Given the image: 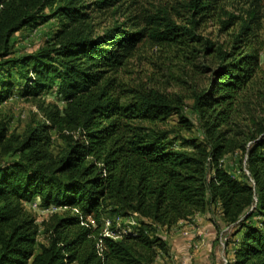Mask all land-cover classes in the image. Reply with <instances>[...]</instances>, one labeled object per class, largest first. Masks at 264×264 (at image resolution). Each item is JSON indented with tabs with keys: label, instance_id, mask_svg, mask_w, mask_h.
I'll use <instances>...</instances> for the list:
<instances>
[{
	"label": "trees",
	"instance_id": "16d2710c",
	"mask_svg": "<svg viewBox=\"0 0 264 264\" xmlns=\"http://www.w3.org/2000/svg\"><path fill=\"white\" fill-rule=\"evenodd\" d=\"M220 1L184 0L179 24L166 8L141 9L139 0H0V106L17 92L36 109L23 136L0 122V264H155L167 254L158 230L211 208L234 228L226 264H264L261 56L245 21L228 45L202 42L197 30L207 20L233 25ZM105 11L125 21L100 29L95 15ZM52 20L51 39L16 56L13 36ZM145 41L181 47L185 60L209 55L192 97L201 140L181 134L194 128L181 96L122 79ZM54 139L64 144L57 155ZM236 152L241 178L222 163ZM35 199L54 208L40 223L25 207ZM130 216L140 220L127 234L109 221Z\"/></svg>",
	"mask_w": 264,
	"mask_h": 264
},
{
	"label": "rangeland",
	"instance_id": "374dc122",
	"mask_svg": "<svg viewBox=\"0 0 264 264\" xmlns=\"http://www.w3.org/2000/svg\"><path fill=\"white\" fill-rule=\"evenodd\" d=\"M184 0H139L140 8L153 11L155 8H166L173 16V19L184 24V18L178 13L187 17L182 11L180 3ZM256 0H222L219 6L223 11L233 15V25L223 29L218 18L208 20L201 24L197 30V35L202 42L210 40L216 46H225L231 41L232 36L238 31L245 21L250 27L247 34L250 36L248 43L256 48L261 56L260 81L264 82V1L260 3ZM175 7L176 12L172 10ZM252 11H256L254 17ZM223 20L225 16L221 17ZM116 19L119 23L125 18L111 11L97 13L95 22L100 29L111 26ZM130 21H127V25ZM57 29V21L52 20L47 24L39 25L35 29H27L13 36L11 44L16 56L29 55L44 46L46 41L51 39ZM203 44L197 45L196 52L201 51ZM190 49V48H189ZM194 52L193 54H195ZM184 51L181 47L156 46L145 41L138 45L134 56L130 59L125 70L121 71V77L125 82L141 84L144 89H157L162 93L176 94L183 98L184 115L193 124L191 133H181L184 137H194L202 139L198 127L196 115L192 110L193 94L204 86L208 66L211 64L209 55L200 53L197 58L193 57L185 60ZM188 55V54H187ZM189 57V56H188ZM47 102L63 104L55 98L52 93H44L42 96ZM36 109L32 104L19 97L17 92L0 106V122L7 124L9 134L23 136L28 126L31 124ZM172 125L177 123L176 117L170 118ZM64 148V144L54 139L51 151L54 155L59 154ZM6 158L0 157V161ZM224 169L234 178H241L244 165L242 154L226 156L223 160ZM27 210L31 211L40 223L46 219L54 208H43L38 199L25 204ZM140 219L135 216L127 218H112L117 229L123 234L133 232V228ZM109 228L108 222L105 224ZM234 232L233 227H226L218 215V209L211 208L205 214L195 215L186 222L179 223L171 230L160 229L157 235L166 242L167 254L158 257L155 264H226L232 258V247L227 246V242ZM39 242H43L42 236L38 237Z\"/></svg>",
	"mask_w": 264,
	"mask_h": 264
},
{
	"label": "built area",
	"instance_id": "2783aa9c",
	"mask_svg": "<svg viewBox=\"0 0 264 264\" xmlns=\"http://www.w3.org/2000/svg\"><path fill=\"white\" fill-rule=\"evenodd\" d=\"M106 235H108V233H106Z\"/></svg>",
	"mask_w": 264,
	"mask_h": 264
},
{
	"label": "crops",
	"instance_id": "0c3cea01",
	"mask_svg": "<svg viewBox=\"0 0 264 264\" xmlns=\"http://www.w3.org/2000/svg\"><path fill=\"white\" fill-rule=\"evenodd\" d=\"M164 254H162V256H163Z\"/></svg>",
	"mask_w": 264,
	"mask_h": 264
}]
</instances>
